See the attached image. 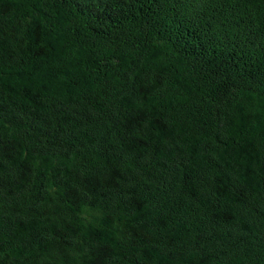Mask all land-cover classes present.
Masks as SVG:
<instances>
[{"label":"trees","instance_id":"1","mask_svg":"<svg viewBox=\"0 0 264 264\" xmlns=\"http://www.w3.org/2000/svg\"><path fill=\"white\" fill-rule=\"evenodd\" d=\"M0 264H264V0H0Z\"/></svg>","mask_w":264,"mask_h":264}]
</instances>
